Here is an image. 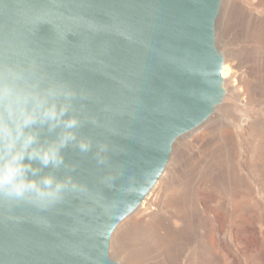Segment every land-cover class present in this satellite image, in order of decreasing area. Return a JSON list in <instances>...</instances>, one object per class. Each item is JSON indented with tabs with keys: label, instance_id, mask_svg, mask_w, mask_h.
<instances>
[{
	"label": "water",
	"instance_id": "water-1",
	"mask_svg": "<svg viewBox=\"0 0 264 264\" xmlns=\"http://www.w3.org/2000/svg\"><path fill=\"white\" fill-rule=\"evenodd\" d=\"M221 3L0 0V85L70 90L69 116L79 120L63 164L36 177L70 178L58 200L0 196V264H120L109 252L114 229L151 190L175 141L225 97ZM36 130L44 143L63 131Z\"/></svg>",
	"mask_w": 264,
	"mask_h": 264
},
{
	"label": "rangeland",
	"instance_id": "rangeland-1",
	"mask_svg": "<svg viewBox=\"0 0 264 264\" xmlns=\"http://www.w3.org/2000/svg\"><path fill=\"white\" fill-rule=\"evenodd\" d=\"M216 43L236 77L212 119L175 141L158 215L118 225L120 264H264V0H222Z\"/></svg>",
	"mask_w": 264,
	"mask_h": 264
},
{
	"label": "clouds",
	"instance_id": "clouds-1",
	"mask_svg": "<svg viewBox=\"0 0 264 264\" xmlns=\"http://www.w3.org/2000/svg\"><path fill=\"white\" fill-rule=\"evenodd\" d=\"M73 95L62 87H51L44 94H37L12 81L0 85V196L55 202L71 183L70 178L60 181L51 174L36 177L44 168L63 164V149L77 141L74 129L79 120L69 116ZM37 126L63 131L56 139L44 143ZM77 146L81 151L91 148L87 141H79Z\"/></svg>",
	"mask_w": 264,
	"mask_h": 264
},
{
	"label": "bare ground",
	"instance_id": "bare-ground-1",
	"mask_svg": "<svg viewBox=\"0 0 264 264\" xmlns=\"http://www.w3.org/2000/svg\"><path fill=\"white\" fill-rule=\"evenodd\" d=\"M234 7V6H233ZM236 8V7H235ZM233 8V9H235ZM232 9V10H233ZM238 10V9H237ZM235 11V10H234ZM243 12V11H242ZM232 13V12H231ZM244 13V12H243ZM248 16V15H247ZM246 19V18H245ZM256 19V18H255ZM248 27H251L252 23L251 20L248 21ZM256 23V22H254ZM226 25V24H225ZM231 36L232 33H228L227 35V40H228V44L231 46H233V43L231 42ZM219 40V39H218ZM234 41V40H233ZM227 44V42H226ZM243 49V47H242ZM231 52V51H230ZM232 54V52H231ZM230 54V55H231ZM241 54V53H240ZM232 56V55H231ZM258 57V56H257ZM226 60V59H225ZM229 60V59H227ZM233 62V61H232ZM239 66H237L236 64H224L223 69H222V75L223 77H228L227 81H224L227 84H230L231 79L234 77H236V69ZM249 74V73H248ZM252 81V80H251ZM244 85V84H243ZM245 86V85H244ZM246 91L248 93H250V86L246 84ZM241 90V89H240ZM255 97V96H254ZM214 112L211 114V116L209 117L210 119H212ZM208 118V119H209ZM173 154V150L171 152L169 161L167 162L164 170L162 171L161 175L159 176V178L157 179V181L155 182V184L153 185V187L151 188V190L148 192V194L143 198V200L140 202V204L135 208V210H133L129 216L127 215L118 225L119 228H123L124 225L128 224V223H132V222H138L141 219H154L156 217V215H158L157 213V209L160 208L159 204H158V197L161 194V192L163 191L164 188V184L167 183V181L169 180V176L171 174V170H172V156ZM181 204V201L179 198H174L173 200L169 201V205L174 206V205H179ZM187 206V203H186ZM154 207V208H152ZM122 223V224H121ZM118 225L116 226V228L114 229L111 238L114 237L113 235L114 232L116 231V229L118 228ZM213 225V224H212ZM179 234V233H178ZM184 234V232L182 233V235ZM176 237V236H175ZM175 239V238H174ZM173 239H171L172 241ZM176 240V239H175ZM172 243V242H171ZM264 252V251H263Z\"/></svg>",
	"mask_w": 264,
	"mask_h": 264
}]
</instances>
